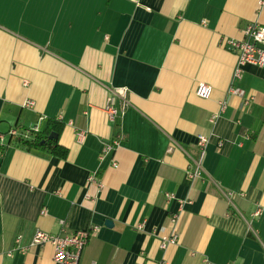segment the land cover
I'll list each match as a JSON object with an SVG mask.
<instances>
[{
  "label": "crops",
  "instance_id": "0c3cea01",
  "mask_svg": "<svg viewBox=\"0 0 264 264\" xmlns=\"http://www.w3.org/2000/svg\"><path fill=\"white\" fill-rule=\"evenodd\" d=\"M251 24L264 26L260 0H0V264H60L50 244L8 252L18 236L27 246L38 231L92 228L80 264H264V67L236 81L227 47ZM118 89L130 105L113 124ZM49 120L66 159L9 135L31 140ZM201 135L204 175L192 181ZM175 215L179 242L163 248Z\"/></svg>",
  "mask_w": 264,
  "mask_h": 264
},
{
  "label": "built area",
  "instance_id": "2783aa9c",
  "mask_svg": "<svg viewBox=\"0 0 264 264\" xmlns=\"http://www.w3.org/2000/svg\"><path fill=\"white\" fill-rule=\"evenodd\" d=\"M261 5L264 3V0H260ZM244 38L240 40H227V47L229 51L235 53L238 58L237 67L235 70L234 78L235 80H241L243 67L246 65H253L257 67H264V26L260 24H251L247 27L244 33ZM28 83L25 82L24 85ZM111 95L108 98L107 106L105 112L108 115L109 121L111 123H116L117 118L124 113L125 108L130 105L127 99V90L118 89L112 90ZM230 94L238 97L244 98V104L247 105L252 98L246 95V92L239 87H232L230 89ZM212 88L206 83H200L196 89V94L202 99H209L211 97ZM121 99L123 101L122 108L117 106V100ZM228 101L221 103L222 111L227 107ZM24 108H34L35 102L32 100H27L23 104ZM218 119V115L211 117V123H215ZM41 129L39 126H36L31 132H40ZM29 132L19 133L17 130H11L9 135L12 139L18 141L19 139L29 140ZM85 138L84 131L77 132V139L79 142H82ZM121 135H117L110 142L106 143L103 152L100 156V160L103 161L106 156L112 153L115 148L119 146ZM0 140L3 141V137H0ZM210 138L208 136L201 135L198 137V154L192 155L188 154L190 165L187 171V176L190 180L195 181L201 179L204 175L203 163L206 156V148L209 144ZM220 145H222L220 143ZM112 166L117 168L118 163L113 161ZM90 183H99L97 176L95 174L91 175L89 178ZM168 197H173L168 195ZM183 206V203H182ZM261 213L260 210H257L254 214L259 216ZM42 214H46V210L42 211ZM179 221V216H172L170 223L172 226V233L167 242L163 244V248H166L167 245L173 244L176 245L179 242V234L177 231V225ZM64 222H61L63 224ZM97 228L78 230L70 235H51L42 231H38L34 237L31 239L30 243L27 246L22 244V236H18L15 240L16 247L8 252V255L11 256L16 250L21 252H27L31 248H36L46 244H50L54 249V261L60 264H80L82 254L87 247L92 232H95ZM92 264H96L93 262ZM167 264V263H164ZM205 264H213L209 261H206Z\"/></svg>",
  "mask_w": 264,
  "mask_h": 264
},
{
  "label": "trees",
  "instance_id": "16d2710c",
  "mask_svg": "<svg viewBox=\"0 0 264 264\" xmlns=\"http://www.w3.org/2000/svg\"><path fill=\"white\" fill-rule=\"evenodd\" d=\"M62 131V125L54 120H49L44 129L40 132H33L34 138L31 140L19 139L18 143L27 150H37L60 159H66L68 150L60 145L58 138H50L52 133L59 135Z\"/></svg>",
  "mask_w": 264,
  "mask_h": 264
},
{
  "label": "water",
  "instance_id": "95a60500",
  "mask_svg": "<svg viewBox=\"0 0 264 264\" xmlns=\"http://www.w3.org/2000/svg\"><path fill=\"white\" fill-rule=\"evenodd\" d=\"M50 138H51V139H53V138L56 139V138H58V135H57L56 133H52V134L50 135ZM110 224H111V223H110Z\"/></svg>",
  "mask_w": 264,
  "mask_h": 264
}]
</instances>
